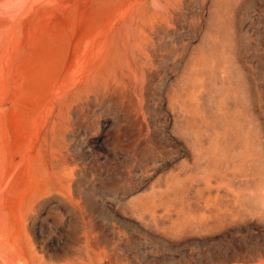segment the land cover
Listing matches in <instances>:
<instances>
[{
  "label": "rangeland",
  "instance_id": "rangeland-1",
  "mask_svg": "<svg viewBox=\"0 0 264 264\" xmlns=\"http://www.w3.org/2000/svg\"><path fill=\"white\" fill-rule=\"evenodd\" d=\"M0 264H264V0H0Z\"/></svg>",
  "mask_w": 264,
  "mask_h": 264
}]
</instances>
